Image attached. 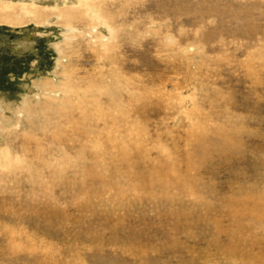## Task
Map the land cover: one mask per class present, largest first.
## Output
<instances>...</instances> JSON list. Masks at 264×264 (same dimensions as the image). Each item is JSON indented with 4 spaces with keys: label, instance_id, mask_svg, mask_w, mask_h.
I'll return each mask as SVG.
<instances>
[{
    "label": "rangeland",
    "instance_id": "374dc122",
    "mask_svg": "<svg viewBox=\"0 0 264 264\" xmlns=\"http://www.w3.org/2000/svg\"><path fill=\"white\" fill-rule=\"evenodd\" d=\"M263 204L264 0H0V264H264Z\"/></svg>",
    "mask_w": 264,
    "mask_h": 264
},
{
    "label": "bare ground",
    "instance_id": "6f19581e",
    "mask_svg": "<svg viewBox=\"0 0 264 264\" xmlns=\"http://www.w3.org/2000/svg\"><path fill=\"white\" fill-rule=\"evenodd\" d=\"M33 11H34V10H33ZM28 12H29V11H27V13H28ZM95 14H97V13H95ZM93 18L96 19L97 21L99 20L98 17H97V15L94 16ZM68 19H69V18H68ZM66 20H67V19H66ZM66 20H65V21H66ZM98 24H99V22H98ZM68 27H69V26H68ZM70 30H71V29H70ZM48 84H49V83H47V85H48ZM66 85H67V84H66ZM59 86H60V84H59ZM60 87H62V85H61ZM53 89H54V88H53ZM53 89H52V90H53ZM62 91H63V90H62ZM65 91H66V90H65ZM71 91H72V90H71ZM73 92H74V91H73ZM46 93H47V92H46ZM70 93H71V92H70ZM100 93H101V92H100ZM71 94H72V93H71ZM63 95H64V93H63ZM66 95H67V94H66ZM75 95H76V94H75ZM45 96H46V95H45ZM58 96L60 97V96H62V94H58ZM64 96H65V95H64ZM73 96H74V95H73ZM73 96H72V97H73ZM47 97H48V96H47ZM75 98H76V97H75ZM28 99H29V98H28ZM45 99L47 100V99H49V98H45ZM26 100H27V99H26ZM26 100H25V101H26ZM56 101H58V100H56ZM46 102H47V101H46ZM27 103L30 104L31 101H28ZM27 103H24V104L21 103V104H23V109H22V110H24V111L27 110V109H26V108L28 107V104H27ZM54 103H55V102H54ZM63 103H64V102H63ZM39 104H40L39 102H38L37 104H35V108H37V107L39 108V109L37 110V112L40 113V114H48L47 110L42 108L43 106H42V107H39ZM47 106H48V105H47ZM111 110H113V109H111ZM68 116H69V115H68ZM39 118H40V117H39ZM72 122H73V121H72ZM65 123H66V122H65ZM67 123H68V122H67ZM73 123H74V122H73ZM74 124H75V123H74ZM77 124H78V123H77ZM77 126H78V125H77ZM78 127H79V126H78ZM78 129H79V128H78ZM80 129H81V128H80ZM128 134H129V133H128ZM64 137H65V136H64ZM122 144H123V143H122ZM123 148H124V147H123ZM7 154H8V153H7ZM36 154H37V153H36ZM97 154H98V153H97ZM125 157H126V156H125ZM16 158H17V157H16ZM9 159H10V158H9ZM9 159L7 158V160H9ZM8 164H9V163H8ZM3 166H4V165H3ZM167 167H168V166H167ZM25 168H26V167H25ZM163 168H165V167H163ZM163 168H162V170H164ZM10 169H11V168H10ZM4 170H6V169H4ZM170 171H171V170H170ZM167 172H168V171H167ZM159 174H160V172H159ZM172 174H173V173H172ZM166 175H167V174H166ZM155 176H156V175H155ZM155 176H154V177H155ZM158 176H159V175H158ZM167 176H168V175H167ZM173 176H175V175H173ZM162 177H163V175H162ZM164 177H165V176H164ZM176 177H177V176H175V178H176ZM157 179H158V178H157ZM160 179H161V178H160ZM170 179H171V178H170ZM178 179H179V178H178ZM158 180H159V179H158ZM172 180H173V179H172ZM172 180H171V181H172ZM177 181H178V180H177ZM157 182H158V181H157ZM159 183H160V182H159ZM164 183H165V182H164ZM179 184H180V182H179ZM177 185H178V184H177ZM183 185H184V184H183ZM245 199H246V198H245ZM247 199H248V198H247ZM259 200H260V199H259ZM257 203H258V202H257ZM263 205H264V204H263ZM263 205H262V206H263ZM262 206H261V211H264V208H263L264 206H263V207H262ZM261 211H258V212H261Z\"/></svg>",
    "mask_w": 264,
    "mask_h": 264
}]
</instances>
